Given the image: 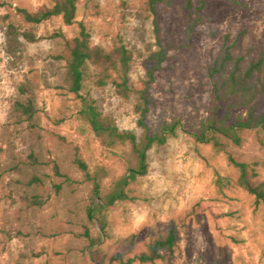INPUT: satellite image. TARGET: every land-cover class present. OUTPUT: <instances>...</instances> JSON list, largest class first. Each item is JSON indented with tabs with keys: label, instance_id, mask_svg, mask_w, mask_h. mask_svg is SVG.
Masks as SVG:
<instances>
[{
	"label": "rangeland",
	"instance_id": "obj_1",
	"mask_svg": "<svg viewBox=\"0 0 264 264\" xmlns=\"http://www.w3.org/2000/svg\"><path fill=\"white\" fill-rule=\"evenodd\" d=\"M53 3L0 0V264H97L92 250L100 248L110 258L134 234L140 252L170 226L177 229L174 249L154 263L133 264H264V198L238 185L239 169L229 160L231 154L252 163L256 179L264 181V131L246 130L241 145L230 142L221 152L191 134L212 111L209 68L223 49L230 46L245 65L264 51V0H172L155 13L147 0H79L73 25L61 16L34 24L20 12ZM80 21L93 45L132 50L129 84L135 90L156 66L153 54L162 53L148 84L146 123L151 132L176 119L182 123L176 136L150 149L149 171L131 185V197L105 210L104 230L87 216L93 181L77 159L91 174L107 170L103 192L134 159L128 144L101 143L80 115V97L64 82L60 33L74 37ZM27 32L36 39H27ZM96 73L93 65L87 68L82 93L120 129L140 135L137 94L123 98L111 83L97 86ZM263 77L255 79V116L264 111ZM28 96L37 109L32 118L15 110ZM226 109L223 104L220 116ZM247 115L248 108L234 109L231 121ZM34 176L43 183H34ZM220 176L230 184L219 185ZM35 193L43 204L34 203Z\"/></svg>",
	"mask_w": 264,
	"mask_h": 264
},
{
	"label": "trees",
	"instance_id": "obj_2",
	"mask_svg": "<svg viewBox=\"0 0 264 264\" xmlns=\"http://www.w3.org/2000/svg\"><path fill=\"white\" fill-rule=\"evenodd\" d=\"M172 0H147L149 8L155 13L160 3H168ZM79 0H54L52 6H46L36 11L20 9L27 22L39 24L55 16H61L67 25L77 22ZM79 32L72 38H67L63 33L64 49L57 56L65 60L64 82L67 88L76 93L81 99V117L91 126L95 135L101 143L108 147L117 144L130 145V151L134 159L126 174L120 176L103 192V180L107 177V170L99 168L95 174H91L87 163L77 159L78 165L84 170L88 179L93 181L90 202L87 205L86 213L89 220L95 223L97 220L105 229V210L115 205L119 201L129 199L131 185L140 177L145 176L149 171V151L157 145L162 146L167 143L170 137L176 136L182 127L180 119L170 123H163L154 132H151L146 118L150 110L152 101L148 92L149 82L154 80L155 69L160 66L164 55L160 52L153 54L152 58L157 61L156 66L148 70V79L142 89L135 90L129 84V72L134 53L124 44H119L112 49L95 46L91 42V33L83 21L78 22ZM30 41L36 38L31 33H25ZM93 65L97 69L95 74V84L104 87L111 83L117 95L128 98L132 94H137L135 111L139 114L138 125L142 128L140 135L132 130L120 129L114 118L105 114L96 101L89 95L83 94L84 81L87 68ZM264 74V51L258 59L244 64L243 56H235L230 46H226L219 54L215 62L209 68V77L214 85L215 102L208 118L203 119L199 126L191 132L196 142L211 144L218 151H226L228 143L241 145L246 130L259 128L264 131V111L258 116L254 113V100L258 90L255 79L258 74ZM262 92H264V77L262 81ZM225 104L227 109L223 116H220V109ZM237 108H248L247 116H238L231 121L233 110ZM15 110L22 115L32 118L37 109L34 97L28 96L26 101H18ZM230 162L239 169L237 179L238 185L256 195L258 199L264 198V181L256 179L257 172L252 163L239 161L229 154ZM56 173L60 174L57 166ZM219 177L217 182L221 186L230 184V179ZM34 183H43V179L34 176ZM56 188L61 185L55 183ZM34 203L43 204V199L39 193L32 196ZM88 235V232H86ZM177 229L170 226L164 233L152 239L145 250L136 252V235H131L120 241L115 252L110 258L100 248L92 250L91 255L97 264H133L154 263L163 257L164 251L171 252L177 241ZM94 243H99L101 238H93Z\"/></svg>",
	"mask_w": 264,
	"mask_h": 264
}]
</instances>
